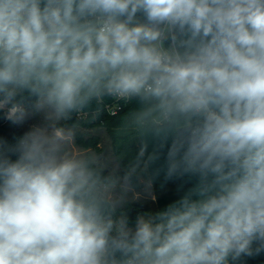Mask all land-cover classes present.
I'll return each mask as SVG.
<instances>
[{
	"label": "clouds",
	"instance_id": "clouds-1",
	"mask_svg": "<svg viewBox=\"0 0 264 264\" xmlns=\"http://www.w3.org/2000/svg\"><path fill=\"white\" fill-rule=\"evenodd\" d=\"M135 102L118 161L81 147ZM0 264H236L264 254V0H0ZM153 151L148 152L149 143ZM163 161L190 187L123 209Z\"/></svg>",
	"mask_w": 264,
	"mask_h": 264
},
{
	"label": "trees",
	"instance_id": "trees-1",
	"mask_svg": "<svg viewBox=\"0 0 264 264\" xmlns=\"http://www.w3.org/2000/svg\"><path fill=\"white\" fill-rule=\"evenodd\" d=\"M110 102L111 100H108L100 114L95 119H90V121L83 124V126H104L106 128L111 137L113 150L116 154L117 160L119 164L123 166V169L121 170V172H123V170L136 160L140 146L137 141H134L129 135L121 131L119 127L121 126L122 118L125 114L135 109L137 104L134 101L124 103L116 113L112 114L106 107ZM24 133L25 132L20 125L12 124L4 118L3 113H0V140L12 143ZM77 142H80L83 146H92L95 148L98 146V139L94 136L86 139L81 136L78 138ZM152 151L153 144L150 142L148 152ZM162 165L163 161L161 160L157 165H154L147 171L154 195L155 211L162 210L167 204L179 199L184 191L191 186V184L182 180L169 181L163 173ZM133 182L134 184H137L136 178H134ZM144 210L145 206L136 203L127 204V214L130 225L134 224L136 216ZM236 264H264V254L252 258L243 257L240 261L236 262Z\"/></svg>",
	"mask_w": 264,
	"mask_h": 264
},
{
	"label": "rangeland",
	"instance_id": "rangeland-1",
	"mask_svg": "<svg viewBox=\"0 0 264 264\" xmlns=\"http://www.w3.org/2000/svg\"><path fill=\"white\" fill-rule=\"evenodd\" d=\"M40 123L41 118L39 116H35L29 118L23 125L20 126L23 131L26 132L30 130L32 126ZM82 133V137L84 139L92 136L96 137L98 139V146L96 148L92 146H83L80 142H77L81 147L96 151L98 153H103L105 156H108L113 160L118 161L116 154L113 150L111 137L104 126H83ZM119 167L121 170L123 169V166H121L120 164ZM135 178L137 184H134V190L129 194L128 203H136L138 205L145 206V210L140 212L138 215H143L149 212H155V200L147 172H138ZM123 211L127 213V205L125 206ZM130 226H134V224Z\"/></svg>",
	"mask_w": 264,
	"mask_h": 264
},
{
	"label": "built area",
	"instance_id": "built-area-1",
	"mask_svg": "<svg viewBox=\"0 0 264 264\" xmlns=\"http://www.w3.org/2000/svg\"><path fill=\"white\" fill-rule=\"evenodd\" d=\"M122 104H124V102H116L111 100V102L108 103L106 107L110 113L114 114L122 106Z\"/></svg>",
	"mask_w": 264,
	"mask_h": 264
}]
</instances>
